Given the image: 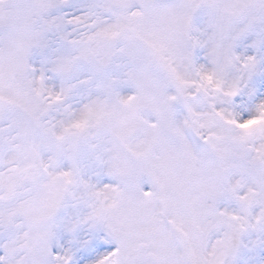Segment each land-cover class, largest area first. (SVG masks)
<instances>
[{"label": "snow or ice", "instance_id": "obj_1", "mask_svg": "<svg viewBox=\"0 0 264 264\" xmlns=\"http://www.w3.org/2000/svg\"><path fill=\"white\" fill-rule=\"evenodd\" d=\"M0 264H264V0H0Z\"/></svg>", "mask_w": 264, "mask_h": 264}]
</instances>
